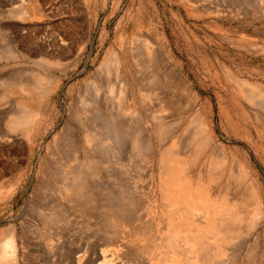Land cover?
<instances>
[{"label": "rangeland", "instance_id": "374dc122", "mask_svg": "<svg viewBox=\"0 0 264 264\" xmlns=\"http://www.w3.org/2000/svg\"><path fill=\"white\" fill-rule=\"evenodd\" d=\"M229 1L0 0V132L13 136L9 119L21 109L38 113L47 130L32 155L10 157L13 138L0 140V182L11 177L4 175L7 163L13 186L33 178L40 155L64 125L60 117L53 127L67 95L115 48L150 38L175 74L173 134L175 145L185 144L175 160L187 169L175 175V201L187 206L199 195L206 199L200 209L187 206L175 217L174 264H264V1ZM12 84L44 92L24 95L10 91ZM211 166L216 180L207 188ZM0 187L1 240L13 226V188L5 195ZM229 207L239 217V232L227 241L217 242L214 224L200 227L202 234L197 226L186 230L190 209L193 220L213 223Z\"/></svg>", "mask_w": 264, "mask_h": 264}, {"label": "bare ground", "instance_id": "6f19581e", "mask_svg": "<svg viewBox=\"0 0 264 264\" xmlns=\"http://www.w3.org/2000/svg\"><path fill=\"white\" fill-rule=\"evenodd\" d=\"M149 39L135 37L123 50L115 48L67 95L53 127L60 117L64 125L40 155L33 178L13 186V165L5 164L4 175L11 177L0 186L5 195L13 188V226L2 232L0 264H174L175 217L187 206L200 209L198 203L206 199L199 195L198 203L187 206L175 201V175L187 172L175 160L185 145H175L173 134L175 74ZM9 89L24 95L44 92L17 84ZM43 125L38 113H15L9 119L13 136L0 132V140L13 138L9 156L39 149L47 134ZM216 174L211 166L207 188ZM190 211L185 212L186 230L197 226L202 234L200 227L214 224L210 231L217 242L239 232L234 227L239 217L230 207L213 223L193 220L196 212Z\"/></svg>", "mask_w": 264, "mask_h": 264}]
</instances>
